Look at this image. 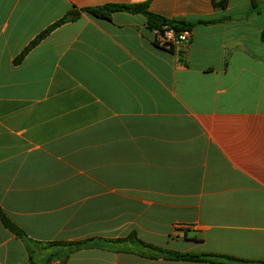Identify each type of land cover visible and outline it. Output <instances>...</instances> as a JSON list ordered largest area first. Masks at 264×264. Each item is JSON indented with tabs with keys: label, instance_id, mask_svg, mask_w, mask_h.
<instances>
[{
	"label": "crops",
	"instance_id": "crops-1",
	"mask_svg": "<svg viewBox=\"0 0 264 264\" xmlns=\"http://www.w3.org/2000/svg\"><path fill=\"white\" fill-rule=\"evenodd\" d=\"M236 2L0 0V264L132 233L166 251L264 263V0L258 11ZM143 3L211 23L167 49L142 15L81 13L27 51L74 8ZM123 249L50 264H218Z\"/></svg>",
	"mask_w": 264,
	"mask_h": 264
},
{
	"label": "trees",
	"instance_id": "trees-1",
	"mask_svg": "<svg viewBox=\"0 0 264 264\" xmlns=\"http://www.w3.org/2000/svg\"><path fill=\"white\" fill-rule=\"evenodd\" d=\"M216 7L220 9L227 8L229 4V0H213ZM251 1V8L253 11H258L259 6L257 0H250ZM122 12L131 15H142L147 20L148 28L153 32H162L165 26H169L176 30L177 32L183 30H190L192 31L195 25H207L211 22H198V23H186V22H179V21H171L162 16L156 15L152 13L149 9V3L143 4H133V5H107L103 7L97 8H86L82 10H74L63 20L56 23L48 30L43 32L27 49V51L36 45H38L42 40H44L47 36L50 35L56 28L60 27L61 25L73 21L77 19L81 13H87L92 15L93 17L101 20H112V16L115 13ZM157 45V44H156ZM2 222L3 225L13 233L17 238L23 239L27 241L34 249L40 247L41 244L35 242L27 237L25 232H23L20 228H18L15 224H13L6 216L2 215ZM127 246H134L136 253L142 257L156 259V258H164L166 260L171 261H187V262H211V263H218V264H264V263H248L239 261L233 258L224 257V256H214V255H191V254H181L171 251H166L151 245H148L142 242L135 233L130 234L127 238L119 239V240H101V239H89L83 242L77 243H50L47 244L45 249L50 248H61L63 249L62 252L52 254L43 264H50L51 261L56 257H68L76 251H80L83 249H91L97 248L102 250H113L122 252L125 249L123 247ZM140 251H144V253H140ZM36 254V253H35ZM36 258L33 259V264H36Z\"/></svg>",
	"mask_w": 264,
	"mask_h": 264
},
{
	"label": "built area",
	"instance_id": "built-area-1",
	"mask_svg": "<svg viewBox=\"0 0 264 264\" xmlns=\"http://www.w3.org/2000/svg\"><path fill=\"white\" fill-rule=\"evenodd\" d=\"M155 43L163 48L173 49L180 46H188L192 41V31L183 30L177 32L169 26H165L162 32H155Z\"/></svg>",
	"mask_w": 264,
	"mask_h": 264
},
{
	"label": "rangeland",
	"instance_id": "rangeland-1",
	"mask_svg": "<svg viewBox=\"0 0 264 264\" xmlns=\"http://www.w3.org/2000/svg\"><path fill=\"white\" fill-rule=\"evenodd\" d=\"M236 3H237V4L240 3V0H239V2H236Z\"/></svg>",
	"mask_w": 264,
	"mask_h": 264
}]
</instances>
